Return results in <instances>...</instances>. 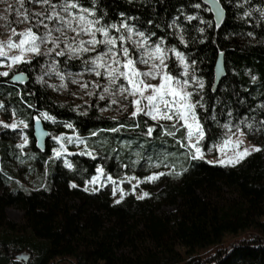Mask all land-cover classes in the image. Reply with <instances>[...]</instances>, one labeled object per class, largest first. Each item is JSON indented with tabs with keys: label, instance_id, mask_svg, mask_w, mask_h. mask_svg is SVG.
Instances as JSON below:
<instances>
[{
	"label": "trees",
	"instance_id": "obj_1",
	"mask_svg": "<svg viewBox=\"0 0 264 264\" xmlns=\"http://www.w3.org/2000/svg\"><path fill=\"white\" fill-rule=\"evenodd\" d=\"M219 1L226 11L220 28L201 0L81 3L94 7L96 17H104L101 23L119 24L127 18L153 44L159 41L168 50L169 71L188 79L192 100L200 102L196 111L207 134L200 144L204 152L225 140L230 129L225 124L244 130L260 150L234 165L192 159L189 149L178 143L184 128L172 137L158 126L148 136L149 125L172 130L171 125L143 113L107 116L105 104L94 98L85 109L58 99L46 84L52 54H34L13 70L26 74V82L11 83L13 73L0 76V109L15 110L28 122L29 155L33 164L47 169L35 187L19 184L8 170L14 131H0V264H264V0ZM23 4L29 12L31 0ZM30 20L29 26L35 25ZM33 30L39 35L44 31L42 26ZM173 48L184 55L187 74ZM219 53L226 74L212 91ZM85 60L66 54L56 57L55 64L62 72L77 71L85 68ZM43 113L55 119H44ZM35 117L50 132L44 151L33 138ZM68 124L95 156L66 154L71 168L49 158L54 137L65 136ZM133 150L142 158L138 166L144 157H168L166 162L175 167L180 161L181 166L164 175L161 189L143 198L128 194L117 203L106 187L85 191L98 166L104 174H114L119 163L129 165L126 157ZM163 205L174 210L160 211ZM11 206L22 211L20 223L7 217Z\"/></svg>",
	"mask_w": 264,
	"mask_h": 264
},
{
	"label": "snow or ice",
	"instance_id": "obj_2",
	"mask_svg": "<svg viewBox=\"0 0 264 264\" xmlns=\"http://www.w3.org/2000/svg\"><path fill=\"white\" fill-rule=\"evenodd\" d=\"M31 2L41 4L45 7L44 11L33 12L31 16L27 9L20 13L24 20L35 19V25H30L22 31H18L15 27L11 28V35L7 41L0 40V65L5 64L6 61L8 68L12 65L21 62H30L31 56L26 57V53L46 55L55 51L57 56L68 55L69 58L84 56L85 53H92L88 59L84 61L87 72H94L96 76L106 77L107 83L103 85V92H109L113 85H118L119 92L121 94L127 93L124 99L131 97V104L134 110L131 112L132 117H136L143 113L150 117L153 121L168 120L172 121L169 127L163 124H152L147 128L146 135L151 136L153 130L156 127H161L168 136L175 137L176 132L179 129H185V135L178 140L181 147L189 149L192 159H203L204 154L200 147L201 142L206 138V131L202 124L200 117L196 111V108L200 105L199 101L192 100V93L187 90L189 84L188 79H180L177 76L172 75L169 71L168 63L166 62L167 51L161 47V43L157 41L155 44L149 40V36L143 31L136 30L133 25L127 23V18L117 23H101L104 19L103 16L96 17V9L94 7H84L81 0H31ZM95 3V0H92ZM23 6V0H21V7ZM10 7V6H9ZM247 15V13H246ZM121 17H124V13H120ZM192 19V17H188ZM58 22V27L50 28L45 21ZM43 26V34L39 35L33 28L39 29ZM115 30V33L111 31ZM74 33L73 36H69L67 31ZM203 31V29H200ZM59 33V35H54ZM99 34V36H98ZM154 35V34H152ZM86 37V38H84ZM136 37V39H134ZM182 39V38H181ZM131 41L132 46H129ZM50 43L52 46L47 47L44 53L41 52V45H47ZM63 44L64 47H60ZM103 48V50H99ZM59 48V51L56 49ZM135 49V51L133 50ZM12 49L16 52L13 54ZM170 51L174 52L181 64L185 66V74H187V64H185L184 55L176 51L175 48ZM138 53V55H137ZM58 63V62H57ZM90 63V67L88 66ZM137 64L149 65L145 69L137 67ZM56 64H53L50 71L55 70ZM63 81L65 74L63 72L57 73ZM79 75L68 73V76ZM0 76H9V71L0 72ZM24 77V73H18L11 78L14 81L21 80ZM38 80H42V77H37ZM195 79V78H193ZM253 80L256 78L253 77ZM123 82H120V81ZM150 80L158 81L157 83L149 82ZM75 82V80H73ZM119 82V83H118ZM92 84L96 88H100L101 85L92 81ZM87 82L81 85V87H87ZM198 86L203 87V81L200 80ZM91 95V93H89ZM103 99V95L101 96ZM0 107H3L0 102ZM31 107V105H29ZM15 115V110H13ZM45 119L54 120V117L49 116L47 113L42 114ZM182 121V123H181ZM21 124H25L24 121H20ZM5 128L15 129L17 122L13 121L11 124L0 121ZM25 126H27L25 124ZM67 127L71 128L72 125L68 124ZM123 127V126H121ZM136 127H139L137 124ZM231 126L225 124L224 128L229 129ZM118 128L111 129V131H118ZM95 135V133H92ZM231 132L225 133L224 144H233L237 151L233 156L222 157L221 159L208 163H217L222 165H231L239 163L241 159L250 154L248 148H244L242 151L238 150L242 140L231 139ZM59 140L60 137H54ZM185 140L187 143H185ZM27 138L24 143L26 144ZM71 142V138H69ZM76 142L80 143L81 138L77 137ZM63 148V146H61ZM85 147H87L85 145ZM194 150V151H193ZM255 151H259L258 147H254ZM54 154L59 156L61 151L53 150ZM83 155L92 156L95 158L92 151H85ZM65 163L69 168L72 167L67 160ZM104 169L97 167V175L92 177V183L99 181ZM165 173L157 172L152 173L149 176L144 177V180L151 181L158 178ZM178 175V174H177ZM131 179V178H130ZM108 181H112L111 175L107 176ZM140 180H137L139 183ZM75 187V184L71 185ZM103 184H101V187ZM135 187V186H133ZM85 188V191H88ZM98 188L92 189V191H98ZM121 197L123 199L124 192L120 189ZM116 189H113V195H115ZM148 192H144L141 197L148 196ZM117 203L119 201H116Z\"/></svg>",
	"mask_w": 264,
	"mask_h": 264
},
{
	"label": "rangeland",
	"instance_id": "obj_3",
	"mask_svg": "<svg viewBox=\"0 0 264 264\" xmlns=\"http://www.w3.org/2000/svg\"><path fill=\"white\" fill-rule=\"evenodd\" d=\"M53 2H56V0H53ZM25 9L27 8L24 4L21 7V0H0V40L7 41L8 37L11 35V28L13 27H15L18 31H22L23 29L29 26L31 20L30 19L24 20L22 15H20V13H23ZM44 10L45 7L42 6L41 4L31 2V9L29 11V15H31L33 12L44 11ZM45 23L48 24L49 27L53 29L58 27V22L55 21L46 20ZM66 31L70 37L74 35V33H72L71 31L68 30ZM54 35H59V33L54 32ZM134 39H136V37H134ZM51 46L52 45L50 43H48L47 45H41V51L45 52L46 48ZM129 46L130 47L132 46L131 41H129ZM60 47L62 48L64 47V45L61 44ZM59 50H60L59 48L56 49V51ZM99 50H103V48L101 47V49ZM133 50L135 51L134 48ZM11 52L14 54L16 50L12 49ZM50 54H52V56H50ZM50 54L48 55L50 56L52 62L51 65V69H52L53 64L56 62V57L58 56L55 54V51ZM32 55L34 54L31 53L25 54L26 57ZM91 55L92 53H85L84 56L82 57L88 59V57H90ZM75 58H81V57L77 56ZM0 59H5V58L0 57ZM8 63L10 62L6 61L5 64L0 65V72L9 71V74L14 73L13 70L16 68V66L19 63L12 65L11 68H8L7 66ZM88 66L89 67L91 66L90 63ZM137 67L141 69H145L149 67V65L137 64ZM58 72H62V71H60L56 67L55 70L51 71L50 74L46 76V84L48 88L58 99L72 102L76 106L85 109L86 104H89L90 100L94 98L97 102H103L105 104L104 108L102 109V112L105 115L112 117L122 116L124 114H131V112L134 110V107L130 102L131 97H129L128 99H124V96H127V93L121 94L119 92L118 85H113L110 88L109 92L107 93L103 92V85L107 83L106 77L96 76L94 72H87L83 68L77 71H73V70L64 71L63 73L65 74V79L61 81L59 75L57 74ZM69 72L79 75L68 76ZM73 80H75V82H73ZM92 81H95L96 83L100 84L101 87L100 88L94 87ZM85 82H87L88 86L81 87V85L85 84ZM120 82L123 81L121 80ZM149 82L157 83L158 81L150 80ZM187 90L190 92V84L187 85ZM89 93H91V95H89ZM102 95H103V99L101 98ZM34 119H41V118L35 117ZM0 121H3L8 124H11L13 121L17 122V127L15 129L8 128L14 131L13 137H15L13 141L14 149H15L13 152L14 157L9 159L8 170H11L13 173L16 174L19 184L29 188L35 187L37 183L44 178L47 165L41 164L39 162L33 164V156L29 155L30 137L28 135V132L26 131V128L29 127L28 122H26L24 119L19 118L16 115H13V112L10 109H6V108L0 109ZM20 121H24L27 126H25V124H21ZM155 122H163L164 124H168V125L172 124V121H168V120L155 121ZM65 128L67 130L66 135L59 136L60 137L59 140L55 139L52 142L51 153L49 157L50 160H57L60 161L61 163L62 162L64 163L67 156L66 154H69L71 152L83 153L87 151L88 147H85V145L87 146L86 140L76 135L74 131L71 128L67 127L66 125ZM3 129L6 128L3 126V124H0V131ZM229 132H231L232 134L231 139L233 141L242 140V143L239 145L238 150L242 151L244 148H248L250 153L255 151L253 149L254 147L257 146L253 143L251 138L247 136L244 130L238 129L236 127H230ZM77 137L81 138L82 142L77 143L76 142ZM25 138H27L28 141L26 144L24 143ZM69 138H71V142H69ZM61 146H63V148ZM54 149L57 151H61V155L59 156L55 155L53 152ZM90 151L93 152L92 149ZM236 151L237 148L233 144L225 145L223 140L220 143L216 144L215 146L211 147L209 150L205 152L203 151L204 154L203 159L206 161L209 160L215 161L221 159L222 157L233 156ZM126 158L127 161L130 162L129 165H127V163L121 162L118 164L119 170H117L114 174H108L112 176L113 178L112 181H108L107 180L108 175L104 174L103 172L98 182L92 183L91 182L92 178H91L89 181H87L84 184V188H88L89 189L88 191H92V189L94 188L103 189L106 187L110 191L113 200L115 202L121 200L120 189H123L124 192L123 198L128 194H134V196L138 198L141 197L144 192L158 191L159 189H161L164 183V178H163L164 175L177 171L178 167L181 166L180 161H179V165L175 167L169 164L168 162H166L165 159L168 157H163L161 158V160L158 159L152 160L150 157H144L145 159L142 161L141 165L138 166L137 164L142 160V158L140 157L139 151H135V150H133L131 156H127ZM157 172H162L165 174L151 181H147L143 179L144 177ZM95 175H97V173ZM137 180H140V182L137 183ZM101 184H103L102 187ZM114 188L116 189L115 195H113ZM173 210L174 207L169 205H163L160 208V211L163 212H169ZM5 212L7 217L15 222L20 223L23 219L22 211L14 206L7 207Z\"/></svg>",
	"mask_w": 264,
	"mask_h": 264
},
{
	"label": "water",
	"instance_id": "obj_4",
	"mask_svg": "<svg viewBox=\"0 0 264 264\" xmlns=\"http://www.w3.org/2000/svg\"><path fill=\"white\" fill-rule=\"evenodd\" d=\"M204 6L208 8L209 13L211 14L213 18V22L217 28H220L226 18V11L224 7L222 6L221 2L219 0H201ZM214 80L212 85V91H215L218 87L219 82L221 79L225 76L226 70L224 65V58L223 53H219L215 64H214ZM21 72L13 73L10 76V82L14 84H21L27 81V75L24 74V77L21 80L14 81L12 80V76L15 74H18ZM32 131H33V138L35 139L36 148L39 151H44L46 149L47 141L50 138V132L45 127V124L42 120L36 119L33 121L32 124Z\"/></svg>",
	"mask_w": 264,
	"mask_h": 264
},
{
	"label": "bare ground",
	"instance_id": "obj_5",
	"mask_svg": "<svg viewBox=\"0 0 264 264\" xmlns=\"http://www.w3.org/2000/svg\"><path fill=\"white\" fill-rule=\"evenodd\" d=\"M206 7V6H205Z\"/></svg>",
	"mask_w": 264,
	"mask_h": 264
}]
</instances>
